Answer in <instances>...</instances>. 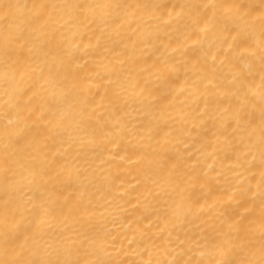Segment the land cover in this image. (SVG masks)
Listing matches in <instances>:
<instances>
[{"label": "bare ground", "instance_id": "obj_1", "mask_svg": "<svg viewBox=\"0 0 264 264\" xmlns=\"http://www.w3.org/2000/svg\"><path fill=\"white\" fill-rule=\"evenodd\" d=\"M0 264H264V0H0Z\"/></svg>", "mask_w": 264, "mask_h": 264}]
</instances>
